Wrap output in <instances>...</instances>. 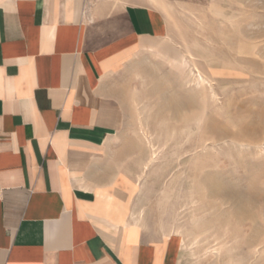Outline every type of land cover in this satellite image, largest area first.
Masks as SVG:
<instances>
[{
    "label": "crops",
    "instance_id": "0c3cea01",
    "mask_svg": "<svg viewBox=\"0 0 264 264\" xmlns=\"http://www.w3.org/2000/svg\"><path fill=\"white\" fill-rule=\"evenodd\" d=\"M168 32L144 5L0 0V264H178L130 219L121 137L132 67Z\"/></svg>",
    "mask_w": 264,
    "mask_h": 264
},
{
    "label": "rangeland",
    "instance_id": "374dc122",
    "mask_svg": "<svg viewBox=\"0 0 264 264\" xmlns=\"http://www.w3.org/2000/svg\"><path fill=\"white\" fill-rule=\"evenodd\" d=\"M104 1L116 11L125 3L154 8L169 27L167 38L144 51L128 76L132 94L121 137L127 173L138 185L131 221L153 238L180 239L178 264H264V156L238 148L264 144V0ZM116 21L124 27L121 17ZM198 73L216 100L208 86L195 87ZM215 131L223 141L213 148ZM153 151L161 160L142 174ZM203 176L247 195L246 215L207 198L203 188L208 217L192 223L185 198L192 179L197 183Z\"/></svg>",
    "mask_w": 264,
    "mask_h": 264
},
{
    "label": "bare ground",
    "instance_id": "6f19581e",
    "mask_svg": "<svg viewBox=\"0 0 264 264\" xmlns=\"http://www.w3.org/2000/svg\"><path fill=\"white\" fill-rule=\"evenodd\" d=\"M193 75V74H192ZM194 76V85L196 88H200L202 87V85L204 86H208L207 88L210 90V95H211V98L214 100H216V96L215 94L213 93L212 89L210 88V85L207 80L203 79L202 76L199 75V73L195 76ZM190 79V78H189ZM191 81V79H190ZM191 84V83H190ZM192 86V84H191ZM205 88V87H204ZM207 89V90H208ZM209 90L207 92H209ZM204 91V90H203ZM202 92V90H201ZM206 92V91H205ZM200 94V93H199ZM205 94V93H204ZM208 94V96H209ZM198 97H201L198 96ZM209 98V97H208ZM207 98V99H208ZM202 99V98H201ZM205 99V98H204ZM203 99V100H204ZM211 100V99H210ZM212 101V100H211ZM216 124V123H215ZM185 128V127H184ZM183 128V129H184ZM182 129V128H181ZM187 129V127H186ZM185 129V130H186ZM143 130V128H142ZM182 130H180L181 132ZM188 138H192V135H193V130L191 128H189L188 130ZM145 132V131H144ZM171 132V131H170ZM168 135L167 136H170L169 135V132H167ZM166 133V134H167ZM175 133V132H174ZM183 133V132H182ZM181 133V135H182ZM166 134L164 136H166ZM184 134V133H183ZM213 134V135H212ZM211 135L212 137L210 138V140L213 141V145L212 147L215 148L217 147L219 144L218 142L221 140H218L217 139L220 137V133L215 131L213 132ZM207 134L203 132V134L201 135V138H203L204 136H206ZM215 135V136H214ZM175 136V135H174ZM233 137H235L234 135H232ZM218 137V138H217ZM231 137V136H230ZM231 137V138H233ZM152 138V137H150ZM166 138V137H165ZM169 138V137H168ZM172 138V135L171 137ZM182 138V137H181ZM144 139V138H143ZM167 139V138H166ZM200 139V138H199ZM209 139V137H208ZM223 139V138H222ZM225 139V137H224ZM227 139H230V138H227ZM170 140H175L174 138L173 139H170ZM169 140V142H170ZM190 139H188L187 141H189ZM146 141V140H145ZM154 142V140H152ZM195 141V140H194ZM201 141V140H200ZM209 141V140H208ZM223 141V140H221ZM234 141V140H233ZM168 142V140H167ZM190 142V141H189ZM224 142H227V141H224ZM166 143V142H165ZM164 143V144H165ZM179 143V147H180V142L178 141ZM184 143V142H183ZM198 143V142H197ZM146 144V143H145ZM150 144V142H149ZM167 144V143H166ZM188 144V143H187ZM205 144V143H204ZM178 145V144H177ZM234 145V144H233ZM237 145V144H236ZM166 146V145H165ZM239 146V147H238ZM237 147L242 149V150H251L253 149L255 152H258L260 155H263L264 156V144H258L257 142H248V143H240ZM155 147V146H154ZM167 147V146H166ZM182 147V145H181ZM152 148V147H151ZM206 148H207V144H206ZM236 148V149H238ZM183 149V148H182ZM186 149V147H185ZM200 149V147L198 148ZM158 150V149H157ZM202 150V149H201ZM204 150V149H203ZM187 151V150H186ZM156 152H152L150 154V157L148 159V161L146 163H144L143 167H142V174H144L148 169L151 170L152 166L156 165L155 163L158 161V160H161V159H158V155L155 154ZM166 157V156H165ZM166 162V161H165ZM160 164V163H159ZM168 165V164H166ZM151 168V169H150ZM161 168V167H160ZM159 168V169H160ZM264 168V167H263ZM200 173H201V169L199 170ZM260 171V170H259ZM180 172V171H179ZM176 173V172H174ZM178 174V173H177ZM173 175V174H172ZM181 175V174H180ZM182 176V175H181ZM140 177H138V180H139ZM180 178V177H179ZM177 178V179H179ZM190 177L187 176V179H189ZM175 179V178H173ZM172 179V180H173ZM198 179V178H197ZM220 179V178H219ZM195 179H192L191 183H189V190H188V196L187 198V205L186 206H189V211L187 213V215H189L188 218L191 219L192 223L195 222V221H204L207 217H208V213L204 210V204H203V200H204V197L200 194V191L201 189L205 188L207 193H208V196L207 198H216V199H219L221 200L224 204H229L231 205V207H233L234 209V213L237 215L238 213H240L241 215L242 214H245L246 215V210H245V203L249 201V197L245 194H243L242 192H239V191H236V190H233L230 188V186L226 185L225 183L221 182V181H218L217 179H212V180H207L204 176L201 177L200 181H197V183L194 181ZM141 181V180H140ZM176 181V180H175ZM174 186V185H173ZM138 187V185H137ZM187 187V188H188ZM173 188V187H172ZM170 190V189H169ZM173 190V189H172ZM176 191V190H175ZM170 192V191H169ZM171 193V192H170ZM175 193V192H174ZM184 195V194H183ZM182 195V196H183ZM173 196V195H172ZM175 197V195H174ZM185 197V196H184ZM168 200V199H167ZM186 201V200H185ZM179 204H180V201H179ZM186 204V203H185ZM169 205V204H168ZM173 206V205H172ZM185 206V205H184ZM187 208V207H186ZM185 208V209H186ZM180 209V208H179ZM181 209L183 210V208L181 207ZM245 211V212H242V211ZM173 211L175 212V210L173 209ZM179 211V210H178ZM177 213V211H176ZM183 224V223H182ZM191 224V223H190ZM178 227V226H176ZM191 231V230H190ZM171 233V232H170ZM184 234V233H183ZM190 234V233H189ZM191 235V234H190ZM164 236V239L167 238V235L166 234H163ZM175 236V235H174ZM192 236V235H191ZM200 236V235H199ZM183 237V236H182ZM197 237V236H195ZM193 237V238H195ZM202 237V236H201ZM171 238V237H170ZM218 238V237H217ZM191 239V238H190ZM196 239V238H195ZM198 239V238H197ZM192 240V239H191ZM177 248V245H178V248L180 247V244H181V240L180 239H173L172 240ZM196 241V240H195ZM176 242V243H175ZM188 242V241H187ZM190 242V241H189ZM188 242V243H189ZM188 245V244H187ZM234 245V244H233ZM212 247V245H211ZM211 251V250H210ZM211 253V252H210ZM224 261V260H223ZM233 261V260H231ZM230 261V262H231ZM227 263V261H226Z\"/></svg>",
    "mask_w": 264,
    "mask_h": 264
}]
</instances>
